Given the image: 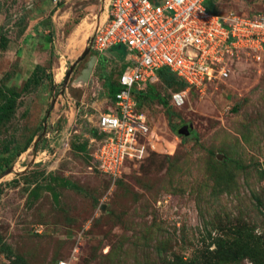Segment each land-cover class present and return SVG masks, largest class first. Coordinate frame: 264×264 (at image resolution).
<instances>
[{"label":"rangeland","instance_id":"rangeland-1","mask_svg":"<svg viewBox=\"0 0 264 264\" xmlns=\"http://www.w3.org/2000/svg\"><path fill=\"white\" fill-rule=\"evenodd\" d=\"M216 8L250 17L264 13V0H216ZM106 14L103 0H0V86L22 92L42 68L0 128V160L11 164L0 175L13 168L0 179V264H185L194 255L196 264H218L206 263L209 252L222 240L238 249V236L262 248L264 263V57L238 58L202 93L175 79L149 84L139 108L154 147L112 186L91 160L99 116L114 111L108 86L124 50L91 46L60 94ZM93 56L91 76L75 82ZM183 91L177 106L172 95Z\"/></svg>","mask_w":264,"mask_h":264},{"label":"built area","instance_id":"built-area-1","mask_svg":"<svg viewBox=\"0 0 264 264\" xmlns=\"http://www.w3.org/2000/svg\"><path fill=\"white\" fill-rule=\"evenodd\" d=\"M206 1L161 0L155 5L150 0H103L105 28L99 26L98 30L104 29L95 34L91 50L103 53L124 47L126 51L114 111L99 116L97 128L103 137L92 155L94 169L112 186L125 174L127 162L141 160L146 146L154 147L132 91H143L158 80L159 70L166 69L185 83L186 90L202 93L206 85L225 81L238 58L264 57V13L211 14ZM177 94L184 99L185 91L174 93V102ZM144 137L148 142L141 145Z\"/></svg>","mask_w":264,"mask_h":264},{"label":"trees","instance_id":"trees-1","mask_svg":"<svg viewBox=\"0 0 264 264\" xmlns=\"http://www.w3.org/2000/svg\"><path fill=\"white\" fill-rule=\"evenodd\" d=\"M150 1L155 5L161 3V0H150ZM204 5H205L206 11L208 13L220 14V13H218L217 8H216V0H207ZM252 15L254 16L255 14H252ZM6 44H7L6 40L4 38H1L0 46L2 49H4L6 47ZM114 49H123L124 50L123 56L117 57L118 59L123 61L125 59V56H126L125 48L124 47H120V48L115 47V48H110L108 51L110 52L111 50H114ZM125 67H126V64L124 63L121 71L119 72V75L123 72ZM39 70H42V68L40 66H36L35 70L31 74V76L24 83V86L21 89L22 92H28L30 87L35 88L39 84V79L37 76V72ZM157 76H158V81H160L161 79H164L168 83V81L170 79H173V80L175 79V81L177 83H179L181 85V87L186 88L185 83H183L182 81L177 79V77H175L172 73H170L166 69L159 70L157 73ZM119 89L120 88H119V84L117 83V80L115 81V83H112L108 86V91H109L110 98H111L112 102H114L115 94L117 92H119ZM151 90H152V86L146 85V87L143 91H140V92L132 91V96L135 100L137 111H139V112L142 111L139 108V106H141L140 105L141 99L145 98L146 91H151ZM22 92L17 91L15 88H7L6 86H2V87L0 86V128L5 126L6 124H8L13 119V117L15 115L16 106H17V100L19 99L20 94ZM173 131L176 132L175 129ZM94 132H95V134H93V135H96L97 131L94 130ZM101 137H103V136L101 135ZM30 141L27 142V144H25L23 146V148L17 152V155L21 154L22 152H24L27 149V147L31 143ZM37 145H38V143L35 145L34 149L37 148ZM2 152L7 153L8 149L5 148V149H3ZM4 166L11 167V164L9 163L8 160H5V162H1V160H0V172L3 170ZM231 244H232V242H230V241H226V240L220 241L218 244V248L214 249L212 252H209L210 255H209V258L206 260V263L215 262V263L220 264V263H224V262H239L243 258L249 257L255 261V264H264L262 262H259V259L262 258V252H261L262 248H260L259 245H257V244H255L254 246L252 244H251V246L245 245L244 239H240L239 236L234 240V245H236L238 249L231 250ZM2 249H3V251H6V252L10 251V249L5 248V247H3ZM196 256L197 255H194L185 264H196V262L198 261V257H196ZM199 260H200V258H199Z\"/></svg>","mask_w":264,"mask_h":264},{"label":"water","instance_id":"water-1","mask_svg":"<svg viewBox=\"0 0 264 264\" xmlns=\"http://www.w3.org/2000/svg\"><path fill=\"white\" fill-rule=\"evenodd\" d=\"M91 42L92 39H90L88 41V46L83 50L82 54L76 58V60L66 69L65 72V76L63 78V82H62V90L60 91V94L63 93L64 88L67 85V82L69 81V78L74 70V68L80 63L82 62L85 57L90 53V48H91ZM97 63V58L96 57H91L90 60L88 61L86 68L81 72V75L75 80V82H80V81H86L88 80V78L91 76L92 71L94 66H96ZM54 101L52 102L51 106H50V110L53 107ZM48 115V114H47ZM44 131H45V126L43 127V132L41 133L40 137L44 135ZM178 134L181 136H186L188 134V129L187 126H183L178 130ZM39 138H37V140H35L33 142V148L35 147V145L37 144V142L39 141ZM13 172V168H9L6 172H4L3 174L0 175V179L11 174Z\"/></svg>","mask_w":264,"mask_h":264},{"label":"clouds","instance_id":"clouds-1","mask_svg":"<svg viewBox=\"0 0 264 264\" xmlns=\"http://www.w3.org/2000/svg\"><path fill=\"white\" fill-rule=\"evenodd\" d=\"M174 100H175L177 106H180L183 103V99H182V97L179 94L174 96Z\"/></svg>","mask_w":264,"mask_h":264},{"label":"crops","instance_id":"crops-1","mask_svg":"<svg viewBox=\"0 0 264 264\" xmlns=\"http://www.w3.org/2000/svg\"><path fill=\"white\" fill-rule=\"evenodd\" d=\"M91 164H93V160H91Z\"/></svg>","mask_w":264,"mask_h":264},{"label":"flooded vegetation","instance_id":"flooded-vegetation-1","mask_svg":"<svg viewBox=\"0 0 264 264\" xmlns=\"http://www.w3.org/2000/svg\"><path fill=\"white\" fill-rule=\"evenodd\" d=\"M94 54H97V53H94Z\"/></svg>","mask_w":264,"mask_h":264},{"label":"bare ground","instance_id":"bare-ground-1","mask_svg":"<svg viewBox=\"0 0 264 264\" xmlns=\"http://www.w3.org/2000/svg\"><path fill=\"white\" fill-rule=\"evenodd\" d=\"M75 45V44H74Z\"/></svg>","mask_w":264,"mask_h":264}]
</instances>
